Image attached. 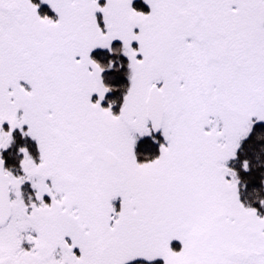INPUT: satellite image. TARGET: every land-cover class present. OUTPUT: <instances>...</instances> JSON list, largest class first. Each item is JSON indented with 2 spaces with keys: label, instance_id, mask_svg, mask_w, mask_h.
Listing matches in <instances>:
<instances>
[{
  "label": "snow or ice",
  "instance_id": "1",
  "mask_svg": "<svg viewBox=\"0 0 264 264\" xmlns=\"http://www.w3.org/2000/svg\"><path fill=\"white\" fill-rule=\"evenodd\" d=\"M143 2L40 0L52 19L0 0V264H264V215L229 167L264 123V0ZM117 40L129 72L114 113L113 61L90 53ZM157 131L159 154L138 162ZM17 132L38 158L19 147L14 172Z\"/></svg>",
  "mask_w": 264,
  "mask_h": 264
},
{
  "label": "trees",
  "instance_id": "2",
  "mask_svg": "<svg viewBox=\"0 0 264 264\" xmlns=\"http://www.w3.org/2000/svg\"><path fill=\"white\" fill-rule=\"evenodd\" d=\"M34 3L39 4V12L41 15L48 16L55 19L56 14L46 4H40V0H32ZM133 7L142 12L148 11V6L143 0H133ZM113 51L110 53L105 49H95L90 53V56L102 65H106L109 60L113 61L112 69H106L102 73L103 81L106 86L113 89L106 94L102 105L107 107L110 101H115L112 105V111L117 113L119 111L122 97L128 87V72L127 58L119 51L121 48L120 41L112 42ZM15 144L23 146L27 143L26 137H20L19 133H15ZM261 138H257V137ZM35 147V143L33 144ZM164 143L163 137L158 135L157 137H143L138 139L135 148V153L138 162H145L147 160L155 158L159 154V146ZM37 152V149H35ZM247 160L249 162V171L244 172L242 169V162ZM229 167H232L237 171L241 178L243 187L241 190V200L246 205L257 208L260 214L264 213V208L259 205V199H264V186L260 184V180L264 179V123H257L253 127V131L249 137L242 142L241 148L238 150L237 158L229 162ZM258 189V193H253L252 189ZM173 248L179 247L178 241H173ZM132 264H148L143 260H137ZM152 264H162V261L156 260Z\"/></svg>",
  "mask_w": 264,
  "mask_h": 264
},
{
  "label": "flooded vegetation",
  "instance_id": "3",
  "mask_svg": "<svg viewBox=\"0 0 264 264\" xmlns=\"http://www.w3.org/2000/svg\"><path fill=\"white\" fill-rule=\"evenodd\" d=\"M94 100V99H93ZM28 139V141L25 143V145H23V147H27L29 149V151L31 152V154L33 155L34 158H38V151L35 152L36 146L34 147V145H32L30 142H32L33 144L35 143L34 141H32L30 138H26ZM21 146H18L16 144H14L10 149L9 152L6 154V165L11 168L14 172H18V160H19V156L17 155V150L18 148ZM22 192H23V196L25 201H28L29 197H32L33 200L35 199V193L34 190L31 189L30 184L25 183V185L22 186ZM45 201L46 202H50L48 197H45ZM114 207L117 209V211L119 210V205H120V199L117 198L115 201L112 202Z\"/></svg>",
  "mask_w": 264,
  "mask_h": 264
},
{
  "label": "rangeland",
  "instance_id": "4",
  "mask_svg": "<svg viewBox=\"0 0 264 264\" xmlns=\"http://www.w3.org/2000/svg\"><path fill=\"white\" fill-rule=\"evenodd\" d=\"M33 2V1H32ZM100 2L101 3H103L104 2V0H100ZM34 3V2H33ZM50 8V7H49ZM39 9V8H38ZM150 11V9L148 8V11L147 12H149ZM147 12H145V13H147ZM38 14L40 15V16H44V15H41V13L39 12V10H38ZM57 17H55V19H56ZM118 41V40H117ZM121 43V42H120ZM121 47H122V44H121ZM122 55H123V53H122ZM124 56V55H123ZM93 99L95 100V96L93 97ZM103 106V105H102ZM105 107V106H104ZM118 113V112H117ZM162 136V135H161ZM153 137V136H152ZM262 215H264V213H262ZM172 243L173 242H171V245H172ZM173 247V246H172ZM179 248H180V244H179V247H176V248H173L174 250H179Z\"/></svg>",
  "mask_w": 264,
  "mask_h": 264
},
{
  "label": "water",
  "instance_id": "5",
  "mask_svg": "<svg viewBox=\"0 0 264 264\" xmlns=\"http://www.w3.org/2000/svg\"><path fill=\"white\" fill-rule=\"evenodd\" d=\"M159 134H160V132L157 131V132H154L152 135H153V136H158Z\"/></svg>",
  "mask_w": 264,
  "mask_h": 264
}]
</instances>
